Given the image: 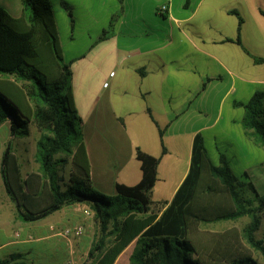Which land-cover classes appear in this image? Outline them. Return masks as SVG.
<instances>
[{
  "label": "trees",
  "instance_id": "obj_1",
  "mask_svg": "<svg viewBox=\"0 0 264 264\" xmlns=\"http://www.w3.org/2000/svg\"><path fill=\"white\" fill-rule=\"evenodd\" d=\"M23 5L24 14L18 18L0 5V125L9 121L16 136L27 134L28 123L34 121L42 131L37 154L40 173L24 179L11 144L2 158V179L18 217L26 223L36 222L65 206L86 202L102 230L111 219L117 221L113 244L105 249L102 239L89 252L95 258L96 251L104 250L95 264H115L135 241L140 248L132 255L134 264H203L190 238L195 226L250 216L252 223L244 230L245 240L264 254L263 243L255 237L259 214L264 216V194L252 181L240 182L225 155L215 166L200 134L194 140L190 171L160 216L152 212L151 201L160 159L139 147L136 159L141 163L142 179L137 185L117 183L113 196L87 189L92 182L83 120L72 90L71 68L64 61L52 2L23 0ZM63 5L71 12L67 2ZM25 12H29L26 18ZM113 25L103 31L102 38L108 37ZM241 105L245 108L242 123L246 134L264 147V92H255L248 103ZM63 152L72 156L74 165L71 183L65 186L56 160ZM245 185L252 192L250 198L241 189ZM219 195H224L223 203L215 202ZM23 256L11 254L0 258V264H27L19 261ZM229 264L257 262L247 255L235 257Z\"/></svg>",
  "mask_w": 264,
  "mask_h": 264
},
{
  "label": "rangeland",
  "instance_id": "obj_2",
  "mask_svg": "<svg viewBox=\"0 0 264 264\" xmlns=\"http://www.w3.org/2000/svg\"><path fill=\"white\" fill-rule=\"evenodd\" d=\"M63 1L71 6V12L63 5ZM100 1L98 0V3L102 5ZM169 1L171 0H125L123 9L119 0H105V6L101 7L100 10L97 4L89 7L86 0H51L60 28L64 61L70 65L72 72V90L78 114L83 120V136L84 138L88 136L94 140L90 142L92 151L101 148V144L107 146L103 148V151L112 149V146H108L105 136L97 142L96 125L97 115L101 107L100 101H108L107 93L115 89V100L119 102L125 98V95L129 96L132 93L133 84L126 73L118 68L119 63L113 41L110 39L96 42L95 38L91 40L88 37L89 33L92 34L93 29L96 30V27H99L101 36H103V31L110 28L109 21L113 20H122L126 26H132V24L139 26L142 22L151 26L168 21V18H164L160 14L159 9ZM172 1L174 2V14L177 18L188 17L189 11L199 10L191 18L192 20L188 21L189 25L211 22L217 15L228 16L223 11L232 12V20L237 28L240 27V18L243 20V35L245 33L249 47L253 49L249 48L250 62L254 60L263 61L264 0H191V7L188 9L185 8L188 0ZM113 2L119 6L114 8ZM19 4L24 9L23 0H19ZM209 4L218 7L217 14L209 13L206 10ZM28 15L29 12H25V18ZM102 22L106 24L103 29ZM130 51L125 50L122 55H129ZM252 51L260 53L262 56H258L259 54L251 56ZM259 66L258 71H249L242 75L243 79L247 81L242 85L241 81H237L236 88L238 91L236 93L231 88V81L211 84L206 92H201L200 96L195 98L194 103L196 105V101L199 100V102L206 104L203 107L200 125H208L209 128L215 126L213 129L208 128L209 130L204 131V136H206L204 145L210 161L218 166L220 165V157L225 155L237 179L244 184L252 181L264 194V181L258 180L264 170V147L255 145L248 140L249 143L243 142L242 145L239 141H231V139H240L241 121L245 113L243 107L234 108V103L241 101L248 103L254 95L252 93L255 89H260L256 92H264V64ZM112 71L117 73L116 81L110 78ZM256 80L262 82L254 83ZM119 81L122 85H117ZM105 83H107L106 89H104ZM224 97L225 99L222 101ZM195 105L194 109H196ZM230 120H234L236 123L229 124L228 121L230 122ZM215 122L216 124L213 125ZM10 125L9 121L0 125V258L22 253L24 256L19 261H24L27 264H95L104 250L102 252L96 251L95 258H92L89 252L102 239L106 243L105 249L113 244L117 221L111 219L107 229L102 230L94 210L89 203L85 202L65 206L40 221L23 222L18 217L15 204L5 189L1 175L2 158L8 145L11 144L12 151L21 165L22 177L27 179L31 174L40 173V162L37 154L42 131L34 121H31L27 125V134L15 136L11 133ZM153 127L156 128L154 139L158 151L155 157L160 159V165L158 180L151 195V201L154 204L152 212L158 215L162 211V206L170 199L174 186L184 173L189 137L186 135L176 140L171 133V128L170 131L169 129L167 131L162 129L161 133L157 127L154 125ZM189 127L190 125H185L186 129ZM200 135L203 137L202 134ZM174 144H176V149L173 148ZM166 149L169 150V153L161 161L160 157ZM240 153L245 154L246 157L240 158ZM56 160L62 185L70 184L74 172L72 156L63 152L56 156ZM101 169V167H96L95 173L97 176L101 173L102 178L91 181L92 183L87 189L106 196L116 195V188L113 183L122 174L115 172L116 170L107 173L104 170L99 172ZM241 189L247 197L252 196V192L248 190L246 185ZM42 196L45 197L44 192ZM224 199V195L214 198L217 203H223ZM259 215L260 227L255 232V237L264 245V216ZM119 220L121 221L122 218L120 217ZM251 223L252 218L250 216L233 220L198 223L190 234V238L199 250L203 264H229L233 258L247 255L251 256L257 264H264V254L251 247L244 237V230ZM76 226L83 227L82 236L65 235L64 232L67 229ZM22 240H26V242L17 243ZM4 245L6 246L2 247ZM139 248L136 241L127 248L126 264H134L132 255Z\"/></svg>",
  "mask_w": 264,
  "mask_h": 264
},
{
  "label": "crops",
  "instance_id": "obj_3",
  "mask_svg": "<svg viewBox=\"0 0 264 264\" xmlns=\"http://www.w3.org/2000/svg\"><path fill=\"white\" fill-rule=\"evenodd\" d=\"M86 2L89 7L97 4L100 10L105 6V0L100 1L102 5L98 3V0H86ZM124 2L125 0L120 4L123 9ZM113 3L114 8L119 6L116 2ZM0 4L16 18L24 14L19 0H0ZM167 4L170 9L164 18H168V21L151 26L143 22L139 26L136 24L126 26L122 20H113L109 21V24L113 22L114 25L108 37L102 38L99 27H96V30L93 29V35L89 33L88 37L91 40L95 38L96 42L110 39L113 41L119 63L118 68L131 79L133 90L129 96L125 95V98L119 102L115 100V89L107 93L108 101H100L96 138L98 142L105 136L108 146H112L110 151H103V148L107 147L105 144H101V148L97 151L96 149L92 151L90 142L94 140L88 136L84 138L91 166V181L102 178L101 173L96 175V167L102 168L99 172L104 170L107 173L116 170L115 172L122 174L114 180L113 184L116 187L117 183L133 186L141 181V163L136 159L138 147L157 156V144L154 139L156 128L153 125L161 133L162 129L170 131L171 128V133L176 140L187 135L189 145L186 150V165L184 162L185 170L174 186L170 199L162 206V211L171 203L190 171L195 137L202 134L206 143L204 131L215 128V126L209 128L208 125H200L203 107L206 104L197 100L195 105V98L200 96L201 92H206L211 84H221L225 81L232 82L231 88L236 93L238 91L237 81H241V85L247 81L242 75L249 71H258L259 65L264 64V59L259 62L258 60L250 62V45L245 33L243 35V22H240V27L237 28L232 20V12L223 11L228 16L217 15L211 22L189 25L188 21L192 20L191 18L199 10L189 11L188 17L182 16L180 19L174 14V2L171 0ZM190 7L191 0L185 5L186 9ZM217 9L218 7L210 4L206 7L209 13L217 14ZM101 25L102 29L106 26L104 22ZM58 30L60 35L59 25ZM125 50H131L130 54L122 55ZM252 52L251 56H254L253 54L262 56L260 53ZM116 77V72L113 77L110 76L113 81H116ZM256 82L262 81H254ZM118 84L121 82L119 81ZM106 88L107 86L104 87ZM258 90L260 89H255L252 95ZM224 99L225 97L222 101ZM245 103V101L234 103V108H244L241 104ZM194 105L196 109L193 108ZM243 118L240 139H231V141H239L242 145L243 142L249 143L248 140L256 145L244 130ZM228 123L236 122L230 120ZM215 124L216 122L213 125ZM185 125H190V127L186 129ZM173 148H177L176 144ZM168 153L169 150L166 149L160 157L161 161ZM240 154V158L246 157L245 154ZM258 180L264 181V170ZM24 242L26 240L17 243ZM126 250L118 257L115 264H126L128 257L125 256Z\"/></svg>",
  "mask_w": 264,
  "mask_h": 264
},
{
  "label": "built area",
  "instance_id": "obj_4",
  "mask_svg": "<svg viewBox=\"0 0 264 264\" xmlns=\"http://www.w3.org/2000/svg\"><path fill=\"white\" fill-rule=\"evenodd\" d=\"M169 6L167 4L163 5L160 7L159 12L161 15H167L169 13ZM115 75V72H111L110 76L113 77ZM105 86H107V83H105ZM65 235L71 236L74 235L76 237L82 236L84 233L83 227L82 226H76L74 228H69L65 232Z\"/></svg>",
  "mask_w": 264,
  "mask_h": 264
}]
</instances>
